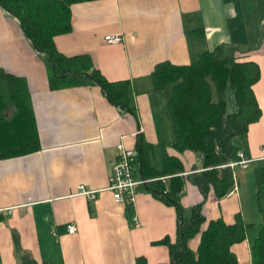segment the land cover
I'll use <instances>...</instances> for the list:
<instances>
[{
	"label": "crops",
	"instance_id": "crops-1",
	"mask_svg": "<svg viewBox=\"0 0 264 264\" xmlns=\"http://www.w3.org/2000/svg\"><path fill=\"white\" fill-rule=\"evenodd\" d=\"M70 8L72 28L54 36L55 46L67 55L89 54L109 80L129 79L135 114L112 103L97 84L51 88L43 55L0 6V67L25 78L39 139L35 150L0 158V264H19L14 233L39 262L135 264L138 255L147 264L169 259L167 246L153 241L164 235L174 239L176 208L145 188L152 177H143L135 204L116 202L105 188L108 173L117 142L137 149L138 136L151 145L150 164L168 168L158 178L202 169L199 154L173 145L167 108L172 85L154 89L150 73L157 62L189 63L194 53L220 43L241 46V59L258 64L252 88L261 114L237 136L238 148L233 146V159L239 151L250 158L246 167H232L236 188L219 198L208 191L201 228L218 217L232 223L236 213L254 223L243 240L230 245L237 263L249 264L264 213V0H83ZM114 32L122 34L121 41L104 39ZM185 178L183 208L203 197ZM79 183L99 191L89 197L77 191ZM70 223L74 232L67 230ZM198 239L199 234L189 239L192 249Z\"/></svg>",
	"mask_w": 264,
	"mask_h": 264
},
{
	"label": "trees",
	"instance_id": "trees-1",
	"mask_svg": "<svg viewBox=\"0 0 264 264\" xmlns=\"http://www.w3.org/2000/svg\"><path fill=\"white\" fill-rule=\"evenodd\" d=\"M77 1L83 0H0V6L18 20L26 38L43 55L51 88L97 84L112 103L135 114L129 79L109 80L89 54L67 55L55 46L54 36L72 28L70 6ZM201 30L194 32L200 34ZM243 49L236 44L220 43L194 53L189 63L157 62L150 73L154 89L172 85L167 108L173 126V145L180 151L190 149L201 155L203 166L189 175L174 174L167 180L160 179L168 168L156 170L147 157L151 145L144 137L137 138L135 171L142 178L152 177L145 188L177 210L174 239L164 235L153 241L167 246L169 259L155 264H238L230 245L243 240L247 229L254 226L236 213L232 223L218 217L209 219L206 227L201 228L205 220L203 200L208 191L212 188L219 198L234 184L233 168L222 165L235 157L233 138L245 135L248 124L261 114L252 88L260 75L259 66L253 60L241 59ZM37 148L39 139L27 82L0 67V158ZM179 166L180 162L176 167ZM185 177L197 185L203 196L189 207L188 213L180 201ZM2 219L4 214L0 212ZM196 234L197 247L192 249L188 241ZM13 241L19 264H51L47 260L37 261L23 249L15 233ZM251 254L249 264H264V213ZM135 264H147L145 256H136Z\"/></svg>",
	"mask_w": 264,
	"mask_h": 264
},
{
	"label": "built area",
	"instance_id": "built-area-1",
	"mask_svg": "<svg viewBox=\"0 0 264 264\" xmlns=\"http://www.w3.org/2000/svg\"><path fill=\"white\" fill-rule=\"evenodd\" d=\"M104 39L108 42H118L121 41L122 34L119 32L108 33L104 36ZM116 146L117 156L108 173V181L105 188L112 192L113 199L116 202L123 205L135 204L138 186L146 181L145 178L136 177L134 174L138 152L135 147L127 146L122 141H118ZM198 156L199 158L201 157V155ZM249 161L250 158L243 151H239L236 159H231L222 165L246 167ZM234 188H236L235 184H233L227 193H232ZM77 191L89 197H95L99 189H90L85 187L84 184L79 183ZM136 218L134 217L136 223H138ZM67 230L74 232L76 227L73 223H70L67 225Z\"/></svg>",
	"mask_w": 264,
	"mask_h": 264
},
{
	"label": "rangeland",
	"instance_id": "rangeland-1",
	"mask_svg": "<svg viewBox=\"0 0 264 264\" xmlns=\"http://www.w3.org/2000/svg\"><path fill=\"white\" fill-rule=\"evenodd\" d=\"M236 54H237V52H236ZM237 139H238V137L237 138L236 137L233 138V146H236V144H237L236 148H238ZM236 171H238V167H236ZM128 207H130V206H128ZM184 210H185L186 213H188L189 207H184Z\"/></svg>",
	"mask_w": 264,
	"mask_h": 264
}]
</instances>
